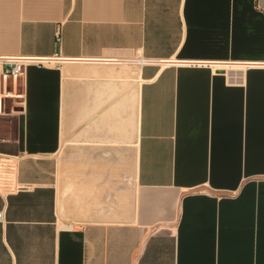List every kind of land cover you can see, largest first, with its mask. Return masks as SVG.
I'll list each match as a JSON object with an SVG mask.
<instances>
[{
    "label": "crops",
    "instance_id": "crops-1",
    "mask_svg": "<svg viewBox=\"0 0 264 264\" xmlns=\"http://www.w3.org/2000/svg\"><path fill=\"white\" fill-rule=\"evenodd\" d=\"M0 56V264H264V0H0Z\"/></svg>",
    "mask_w": 264,
    "mask_h": 264
},
{
    "label": "built area",
    "instance_id": "built-area-1",
    "mask_svg": "<svg viewBox=\"0 0 264 264\" xmlns=\"http://www.w3.org/2000/svg\"><path fill=\"white\" fill-rule=\"evenodd\" d=\"M56 37L59 39L58 33ZM46 61L47 58L34 56H0V116L21 110L25 101L26 68L41 66ZM15 170V158L0 153V195L22 188L15 181Z\"/></svg>",
    "mask_w": 264,
    "mask_h": 264
}]
</instances>
